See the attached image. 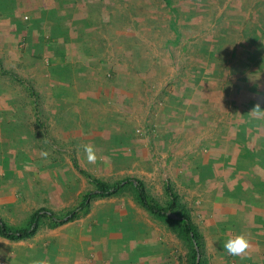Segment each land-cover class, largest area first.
<instances>
[{
  "label": "rangeland",
  "instance_id": "374dc122",
  "mask_svg": "<svg viewBox=\"0 0 264 264\" xmlns=\"http://www.w3.org/2000/svg\"><path fill=\"white\" fill-rule=\"evenodd\" d=\"M64 124L73 138L48 150ZM94 129L105 138L90 163ZM73 156L104 182L142 180L162 207L169 180L200 231L199 262L235 257L223 243L248 230L236 222L264 215V0H0V216L22 201L18 227L35 207H77L94 186ZM120 194L105 208L134 190ZM208 207L229 213L212 224Z\"/></svg>",
  "mask_w": 264,
  "mask_h": 264
},
{
  "label": "crops",
  "instance_id": "0c3cea01",
  "mask_svg": "<svg viewBox=\"0 0 264 264\" xmlns=\"http://www.w3.org/2000/svg\"><path fill=\"white\" fill-rule=\"evenodd\" d=\"M102 113L106 119V112L102 111ZM94 119L97 120V118ZM95 124H97V122H91L90 125L96 127ZM64 126L65 128L59 130L57 126L54 127V131L52 130V135L49 139L48 150L56 149L58 147V142H67L69 139L73 138L72 127L68 128L70 133L67 134V125L64 124ZM94 130L95 131L89 133L87 137L93 147H98V144L104 141L105 133L99 132L97 129ZM79 135L82 137L83 133ZM38 151L36 155H33L35 159L42 157L43 152L41 148H39ZM22 156H24V154H22ZM71 161L73 166L74 161L79 165L74 156ZM112 166L110 165V169H112ZM115 166L118 165H114V167ZM74 169L77 170L75 166ZM80 169L82 168L80 167ZM122 169L123 166L118 167L117 170ZM118 172L119 171H117V173ZM121 172L123 173L124 170ZM130 177L131 176H128L123 179ZM168 183L169 180L166 181L164 187L170 184ZM211 194L218 200L215 201L216 206L221 207V199L226 197H223L222 194ZM119 195L122 194L96 199L93 202L94 204L96 203V206L92 208L85 217L56 227L45 226L46 230L43 232V236H40V230L34 237L19 241H10L0 236V263L180 264L179 254L176 252L177 240L180 241L176 226L172 224L171 226H173V229H171L168 222L155 217L152 213L140 206L134 196L129 200L124 199L127 202H118L119 207L105 208L107 203H113L110 202L112 198H118ZM11 197L12 192L7 195L6 199ZM15 201L16 199L13 197L12 200H10L12 203ZM21 202L22 201H18L19 205L9 208L7 221L5 220L6 216L4 218L0 216V218L9 225L13 224L11 220L13 219L15 209L18 208L17 214L27 213V209H29L25 203L21 204ZM99 203L104 205H98ZM43 207L44 206H38L33 208L28 218L33 212ZM226 209L227 210H223V212L221 211L220 215H215L220 212V209L208 207L210 216L212 215L213 217L212 219L210 217V223L217 224L220 222L218 218L225 213H229L228 207H226ZM169 214H174L175 217H170ZM168 216L175 221L179 219L175 213H168ZM243 216L244 220L240 218L236 223L240 225L243 221L242 223H244L245 227L248 229L244 234H242L244 232V230H242L241 235L248 240L249 247L246 249L245 253L239 256L225 258L226 264H264V215H262L263 218H259L258 214H256L255 217L253 215L246 216V214ZM28 218L26 219L28 220ZM230 229H232V226Z\"/></svg>",
  "mask_w": 264,
  "mask_h": 264
},
{
  "label": "trees",
  "instance_id": "16d2710c",
  "mask_svg": "<svg viewBox=\"0 0 264 264\" xmlns=\"http://www.w3.org/2000/svg\"><path fill=\"white\" fill-rule=\"evenodd\" d=\"M74 166L94 186V190L87 192L77 207L65 213H57L45 207L40 208L31 214L24 225L18 227L11 226L0 218V236L10 241L30 239L44 225L56 227L77 220L82 214L87 213L93 200L115 196L132 188L135 199L140 206L152 213L155 217L176 226L179 238L189 249L191 264H203L202 260L199 263L197 260L203 248L202 237L198 228L193 224L185 206L180 204L179 196L174 193L169 185L166 188V193L171 200L166 207H162L152 201L147 193L144 182L137 178L130 177L110 184L93 178L88 172L80 169L75 161ZM168 213H175L179 219L177 221L171 219Z\"/></svg>",
  "mask_w": 264,
  "mask_h": 264
},
{
  "label": "clouds",
  "instance_id": "9594fccd",
  "mask_svg": "<svg viewBox=\"0 0 264 264\" xmlns=\"http://www.w3.org/2000/svg\"><path fill=\"white\" fill-rule=\"evenodd\" d=\"M260 109L259 106L254 108L252 111H256ZM84 153L86 155V159L91 163L95 162L96 155L93 146L84 145ZM42 155H47V153H42ZM249 247L248 240L243 235H237L235 237L229 238L223 243V248L226 252L233 256H239L245 253L246 249Z\"/></svg>",
  "mask_w": 264,
  "mask_h": 264
},
{
  "label": "water",
  "instance_id": "95a60500",
  "mask_svg": "<svg viewBox=\"0 0 264 264\" xmlns=\"http://www.w3.org/2000/svg\"><path fill=\"white\" fill-rule=\"evenodd\" d=\"M169 216H170V217H175L174 214H169ZM196 248L198 249V246H197V245H196ZM199 259H200V258L198 257V262H199Z\"/></svg>",
  "mask_w": 264,
  "mask_h": 264
},
{
  "label": "built area",
  "instance_id": "2783aa9c",
  "mask_svg": "<svg viewBox=\"0 0 264 264\" xmlns=\"http://www.w3.org/2000/svg\"><path fill=\"white\" fill-rule=\"evenodd\" d=\"M0 264H5L4 262L0 263Z\"/></svg>",
  "mask_w": 264,
  "mask_h": 264
},
{
  "label": "bare ground",
  "instance_id": "6f19581e",
  "mask_svg": "<svg viewBox=\"0 0 264 264\" xmlns=\"http://www.w3.org/2000/svg\"><path fill=\"white\" fill-rule=\"evenodd\" d=\"M131 34V33H130Z\"/></svg>",
  "mask_w": 264,
  "mask_h": 264
}]
</instances>
